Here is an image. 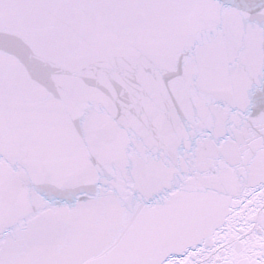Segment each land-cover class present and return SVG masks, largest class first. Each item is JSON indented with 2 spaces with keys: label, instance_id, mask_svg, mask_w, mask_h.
Wrapping results in <instances>:
<instances>
[{
  "label": "snow or ice",
  "instance_id": "1",
  "mask_svg": "<svg viewBox=\"0 0 264 264\" xmlns=\"http://www.w3.org/2000/svg\"><path fill=\"white\" fill-rule=\"evenodd\" d=\"M0 264H264V0H0Z\"/></svg>",
  "mask_w": 264,
  "mask_h": 264
}]
</instances>
